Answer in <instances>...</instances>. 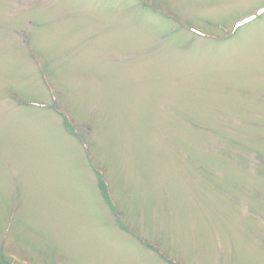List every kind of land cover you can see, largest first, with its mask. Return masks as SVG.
Listing matches in <instances>:
<instances>
[{"label": "rangeland", "instance_id": "obj_1", "mask_svg": "<svg viewBox=\"0 0 264 264\" xmlns=\"http://www.w3.org/2000/svg\"><path fill=\"white\" fill-rule=\"evenodd\" d=\"M262 7L0 0V264H264Z\"/></svg>", "mask_w": 264, "mask_h": 264}, {"label": "snow or ice", "instance_id": "obj_2", "mask_svg": "<svg viewBox=\"0 0 264 264\" xmlns=\"http://www.w3.org/2000/svg\"><path fill=\"white\" fill-rule=\"evenodd\" d=\"M260 13L264 14V7L259 9ZM249 20L253 19V17L249 16L248 17ZM246 23L244 20H241V24ZM237 27H239V25H237Z\"/></svg>", "mask_w": 264, "mask_h": 264}, {"label": "trees", "instance_id": "obj_3", "mask_svg": "<svg viewBox=\"0 0 264 264\" xmlns=\"http://www.w3.org/2000/svg\"><path fill=\"white\" fill-rule=\"evenodd\" d=\"M103 186H104V184H103Z\"/></svg>", "mask_w": 264, "mask_h": 264}]
</instances>
